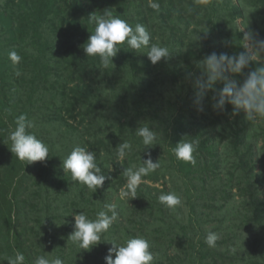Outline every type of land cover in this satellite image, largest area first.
I'll return each instance as SVG.
<instances>
[{
	"label": "trees",
	"instance_id": "obj_1",
	"mask_svg": "<svg viewBox=\"0 0 264 264\" xmlns=\"http://www.w3.org/2000/svg\"><path fill=\"white\" fill-rule=\"evenodd\" d=\"M8 1L0 3V32L9 27L13 36L12 31L18 29L23 41L35 43L37 57L23 70L30 82L22 88L23 98L8 97L13 80L0 71V145L10 141L9 133L15 128L10 121L15 122L20 114L33 121L36 113L45 117L49 111L52 121L61 122L67 113L74 115L75 122L66 121L67 144L53 146L54 141L48 140L51 153L35 166L43 180L63 177L54 195L51 186L43 190L39 181V198L26 196L36 162L22 161L12 152L4 155L5 162L0 159V264H8L17 252L24 255V264H34L41 255L50 260L59 257L64 264H105L109 248L137 235L149 241L152 264H264V174L257 171L264 154V118L248 120L243 109L234 113L227 101L222 110L213 108L228 81L242 83L249 73L264 68V63L248 56L249 63L240 73L226 71L223 79L205 91L202 111L193 103L197 82L207 80L203 64L207 55L247 54L236 23L246 16L243 7L234 0H103L102 5H109L108 14L133 28L143 25L150 33V45L169 49L167 58L152 64L147 48L134 50L125 43L118 45L117 54L104 65L98 56L84 52L96 27L90 16L96 6L87 3L90 0L86 4L64 0L61 6L60 0ZM260 2L263 19L264 0ZM54 33L63 40V54L52 51L57 46ZM57 60H62L59 66ZM63 101L66 104L58 114L51 113ZM80 115L83 119L77 120ZM141 126L155 133L153 144L143 145L136 135ZM61 128L56 127L55 136ZM188 140L195 142L194 163L174 154L176 144ZM123 143L131 148L119 162L117 153ZM76 145L95 154L100 174L105 176L102 185L90 193L63 168V159ZM56 147L60 151L54 154ZM148 160L159 163L145 177L154 183L166 176L169 167L171 175L174 168L182 171L183 181L188 182L185 197H180L182 205L172 210L159 202L162 192H171L168 188L138 186L136 201L118 198V218L101 240L89 249L80 248L71 240L75 214L83 211L95 219L97 212L107 211L111 198L127 185L125 169L145 166ZM188 185L194 186L198 197H192ZM5 188L12 195L2 192ZM233 188L243 200L230 219V228V210L225 208L235 198ZM32 220L39 222L38 229L29 225ZM213 222L219 225L208 230ZM209 232L219 234L215 247L205 242Z\"/></svg>",
	"mask_w": 264,
	"mask_h": 264
},
{
	"label": "clouds",
	"instance_id": "obj_2",
	"mask_svg": "<svg viewBox=\"0 0 264 264\" xmlns=\"http://www.w3.org/2000/svg\"><path fill=\"white\" fill-rule=\"evenodd\" d=\"M153 8L158 5L151 4ZM91 21L96 25L95 30L90 33L87 43L84 44V52L88 56H98L104 65H107L114 57L119 48L118 45L127 44L128 48L141 50L147 48V56L156 64L161 58L169 56V49L156 44L150 45L151 36L147 29L137 24L133 28L125 20L111 14L93 16ZM245 39L252 40L259 48L264 49V39H257V36L248 34ZM14 61H19L20 57L13 52L11 54ZM249 63V57L245 53L238 56H229L212 52L207 55L203 64L207 69V80L197 82L198 91L194 97V105L198 110H203L202 101L207 89L213 87L218 79L224 78V73L230 70L233 73H240ZM234 106V113L243 109L246 118L255 121L264 118V68L253 71L247 75L242 83L228 81L219 93V99L213 105L214 109L222 110L225 102ZM16 127L9 133L11 141V152L17 158L27 163L45 161L49 156L48 146L35 133L29 131L35 124L26 114H20L16 118ZM136 135L142 139L143 145H151L156 140L155 133L148 126H141L136 130ZM131 145L123 143L118 149V157L123 158L126 150ZM195 150V142L180 141L176 144L174 154L179 159L194 163L192 153ZM159 167V163L148 160L145 166L131 167L125 169L128 182L125 189H122L120 196L123 199L134 197L136 188L142 182V177L150 172H154ZM63 168L71 173L72 179L86 185L89 189L95 190L101 186L105 176L100 174V168L96 164L95 154L86 148L76 145L63 159ZM159 202L167 208L175 210L182 205L180 196L175 192L161 193ZM107 211L97 212L95 219H90L83 211L74 216V228L71 240L79 244L82 249H89L97 244L112 224L118 218L115 205H107ZM109 213H111L109 215ZM179 218V217H178ZM219 234L209 232L205 242L210 247L216 246ZM114 254V257H113ZM25 257L17 252L14 258H8V264H24ZM105 264H152L153 255L150 251L149 241L143 236L127 238L120 244H114L108 249L104 256ZM34 264H64V261L56 257L52 260L44 255L38 256Z\"/></svg>",
	"mask_w": 264,
	"mask_h": 264
},
{
	"label": "rangeland",
	"instance_id": "obj_3",
	"mask_svg": "<svg viewBox=\"0 0 264 264\" xmlns=\"http://www.w3.org/2000/svg\"><path fill=\"white\" fill-rule=\"evenodd\" d=\"M64 0H60V3H58V6H61L60 4L63 2ZM91 2H87L92 4L94 7L93 12L95 13L94 16H100V15H104L106 13H108V9H109V5H102L103 4V0H90ZM9 1L8 0H0V3L2 5H7ZM68 2H75L77 3H85L86 4V0H69ZM234 2L241 7H243V9L246 11V16L243 17H239L238 20L236 21L238 27L241 29L242 33H243V37H242V42L244 43V47L246 48V53L248 54V56L251 57L252 60H256L259 61L260 63H264V49L259 48V46L257 44H255L252 40H247L245 39L246 35L248 34H252L257 36V39H264V34H261L262 32L264 33V18L262 19L260 17V7H261V2L260 0H234ZM102 5V6H101ZM66 6L62 5V8L64 9ZM92 11L90 13V16L93 17ZM1 15V13H0ZM2 31L0 32V52L2 53L0 55V71L2 73L3 76H6V78L8 80H13V87L9 88L11 91L8 95V97H10L11 99H17V98H23L24 97V91L22 90L23 87L28 86V84H30L29 80L27 79L26 75L23 73V70L25 69V65L29 64L31 61H33L34 56L37 57V49L35 46V43L30 42V41H23V33L19 32V30L17 29V31H12L14 34L13 37L10 33H9V27H2L1 28ZM18 34V35H17ZM54 40L53 42L57 44L56 47H52V51L54 53H56V55L59 54H63L65 53V47L61 46L60 43L63 41L61 39H56L58 38L57 34L54 33ZM65 39V38H64ZM15 52L19 57V61H14L12 59L11 54ZM25 54H27V56H24ZM60 56H57V58H59ZM69 57V54H67V56L65 57L66 59ZM63 60V59H62ZM62 60H57L55 61L56 63H58V66L60 65V62ZM36 61V60H35ZM245 74L247 75V71H245ZM73 85V84H71ZM66 102L63 101L61 102L58 107H55L54 110L51 112L53 114H58V112L61 110V105H65ZM48 110V109H46ZM48 112V115L43 117L41 112L36 113V117L33 118L35 127L33 128L35 135L37 136V138L41 139L47 146L48 148L50 147V143L48 142V140H53V146L55 143L58 144L59 147H61V145L63 144H67L66 142V134L64 133V129H66L67 127V123H71L73 124L75 121L74 115L73 114H67L65 113L64 116V120L61 122H55L52 121V115ZM80 113V111L78 112V114ZM83 119V115H80V117L77 118V120H82ZM67 121V123H66ZM10 124H12L14 127H16L15 122L14 121H10ZM56 127H62L60 129V135L59 136H55L54 135V131L56 129ZM69 134H71L68 131ZM57 135V134H56ZM56 146V144H55ZM11 141L2 143L0 145V159L4 161V155H12L11 153ZM57 149V147H56ZM51 151V148H49V153ZM58 151H60L59 149L55 150V153H58ZM117 153V150H116ZM51 157V156H50ZM118 157V155H117ZM124 158V157H123ZM123 158L119 157V162L121 160H123ZM260 164L257 166V171L260 174H264V154H262V156L260 157ZM37 165V161L36 163L32 166L34 167L33 170V181H27V190H25L26 196L32 195L35 196L36 198H39V185L36 184V182H41L42 184L40 185V188L43 187V190H46L49 186H51V193L52 195L56 194V190L59 187V182L63 179V177L59 178L60 175L58 176H48L46 179H42L39 174L38 171H36L35 166ZM62 165V164H59ZM58 165V166H59ZM171 167L168 168V172L166 174L165 177H161L160 182L158 183H154L152 181L146 180L145 177L149 174H147L146 176H143L142 178V182L138 185V186H150L153 188H157L159 190H163V188L165 187L166 189L168 188L169 191L171 192H175L177 193L180 197H185V189H186V185L188 182L183 181V174L182 171H178L174 168V174L171 175L170 170ZM112 172H115V168L111 167ZM110 169V171H111ZM166 170L161 169L160 172H165ZM200 176V174H199ZM7 177V175H6ZM37 177V178H36ZM54 177V178H53ZM195 180V179H194ZM17 182L18 179L13 183V186L16 187L17 186ZM8 182H6L7 184ZM73 185L75 186L73 189H77V183L72 182ZM193 183L197 186H201L200 183L195 180L193 181ZM5 184V185H6ZM65 186V184H62V187ZM186 186V187H185ZM126 186L121 187L118 189L117 194L115 197H112L111 200V204L110 205H115L116 207H119L118 205V198H120L123 201L129 202V201H136L137 197H139V195L135 192L134 197H129L127 200L123 199L120 196V192L122 189H125ZM188 188L191 189L192 191V197H198L196 194V189H194V186L192 185H188ZM37 190V191H36ZM262 190H264V188H262ZM90 191L92 192L93 190L88 189L87 192L90 193ZM4 193L7 194V196L12 195L10 194V189L5 188L3 189ZM1 192V195H2ZM37 192V193H35ZM75 192V191H73ZM72 192V193H73ZM233 195L235 196V198H231L228 202V206L225 208V210H230V216H229V221H231L230 219L233 217V215L236 214L235 210L238 207V203L241 202L243 199L241 197H243L240 192L233 188L232 191ZM28 194V195H27ZM264 194V192H263ZM42 196H47L45 191H42ZM220 196V195H218ZM39 200V199H38ZM224 203V202H223ZM219 204V202H217V205ZM122 207V206H121ZM120 208V207H119ZM231 208V209H230ZM201 211H203L201 209ZM219 211V210H218ZM218 211H214V213L217 215L219 212ZM221 213V212H220ZM232 221L231 222H227V226H229L230 228L232 227ZM29 225H33L35 227V229H38L39 227V222L35 223V220L29 224ZM219 223L213 222L211 224H208V227H206L208 230H211L212 228H214L215 226H218ZM251 233V232H250ZM31 234V232H30ZM27 235L25 236V239L27 240V244L30 243L31 241V235ZM252 234V233H251ZM249 235V233H248ZM253 236V234H252ZM244 238H248L247 235H244Z\"/></svg>",
	"mask_w": 264,
	"mask_h": 264
}]
</instances>
